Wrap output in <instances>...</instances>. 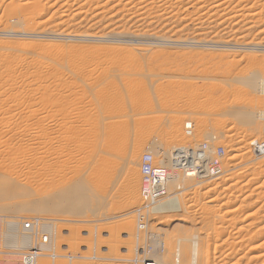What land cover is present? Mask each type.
Here are the masks:
<instances>
[{"label": "rangeland", "instance_id": "rangeland-1", "mask_svg": "<svg viewBox=\"0 0 264 264\" xmlns=\"http://www.w3.org/2000/svg\"><path fill=\"white\" fill-rule=\"evenodd\" d=\"M15 7H20L19 12L12 13L10 9ZM86 37L96 39H86ZM0 61V70L2 69L0 83L3 81L0 85V110H3L0 111V127L2 123V128L16 123L17 125L20 123L21 126L22 121L24 125L31 124L35 122V117L39 118L42 114L43 117L41 115L39 119L44 118L43 122L41 121L44 124L43 128L47 129L51 139L56 138L57 142L78 132L77 128H79V185L81 183L85 186V193L87 192L83 200L87 203L83 202L84 208L79 212L42 213L34 209V205H30L34 212L32 209L28 211L26 205L22 211L11 212L6 208L9 212L6 210L0 212L4 214L3 220L9 221L19 218L26 220L30 216L53 219L51 249L42 252L55 253L56 256L53 254L47 256L45 264H140L139 260L133 262L130 260V262L128 257L132 258L136 253L140 254L142 247L148 251L149 258L155 259L158 264L170 263L173 260L171 256L174 257L177 251L183 256L182 258L179 255L181 259L185 258L184 263L180 260V264H185L190 260V247H192L190 241L193 237L198 241V249H203L198 250V264H264V242H262L264 241V151H258L251 145L255 140H264V116L259 115L260 110L264 111V89L259 92L248 86L251 83L250 76L260 77L261 71H264V0H0ZM257 82L261 88L264 87L260 81ZM134 83L139 85L135 86L136 93L134 88L131 89ZM163 83L166 84L163 86ZM109 84L115 87L112 88L113 85ZM156 84L164 88L161 89ZM42 85L44 89H41ZM105 86L110 87L107 89L115 96H112L113 94L111 95L107 89V92L103 90ZM172 86L176 87L175 90ZM165 87L172 93L169 91V94ZM177 87H180L178 93ZM10 91L13 93L11 94ZM48 91L49 95H47ZM44 92L47 94L43 95ZM201 92L209 94L210 97ZM196 94L200 96L197 98ZM56 95L61 99H67L66 102L56 98ZM69 95H73V98ZM27 96L31 99H27ZM71 100L76 103H72ZM248 100L257 103L256 108H250L257 117L249 121L246 119L245 110L239 108ZM137 102L139 106H136ZM59 104L62 111L68 107L67 111L64 110L66 112L64 115L69 118H66L68 121L66 120L65 124H60L65 120H58L61 118L59 115L64 117L61 111L57 110ZM190 104H196L195 109L194 107L190 109L191 106H188ZM74 106L75 108L78 106V111H81L76 114L75 111H78L74 110ZM143 106L147 107L145 109L149 112L143 110ZM199 106L203 108V113ZM228 106L231 108L229 109ZM55 107H57L56 112ZM31 109L34 113L28 111ZM70 110L74 116L70 115ZM51 111L57 115L59 113L57 116L59 118ZM195 111L202 114L199 112L196 114ZM27 112L33 113L31 116H34L31 118L30 114H25L30 117L27 118L30 122L23 118L24 113ZM209 112L213 115L208 114ZM1 114L6 117L4 115L1 117ZM50 114L55 117L52 118ZM18 115L22 116V119ZM75 115H79V121L75 120ZM177 116L181 118L178 119ZM63 117L62 119H65ZM143 118L144 122H142ZM186 122L192 125L190 135L184 132ZM174 127H178L176 133L172 132ZM122 129L125 135L118 137L116 134ZM68 132L70 134H67ZM63 134L66 135L65 138ZM208 137H214L212 144L221 145L225 149L222 161L223 173L212 178L190 179L181 176L175 183H170L167 196L162 198L149 213L147 233L141 232L138 238L134 208L140 204L139 164L142 153L153 151L155 161L159 163L160 159L164 160L165 155L175 147L191 146ZM107 139H111L109 146L103 145ZM80 143L84 146H80ZM133 143L140 144V153L137 172L133 174V184L135 183V189L137 188L135 199L130 200L124 197V190L129 180L127 178L130 176L127 177L128 173L124 168L125 151L123 153V150L124 145L129 149L133 147ZM1 147L5 149L4 146ZM103 156L111 162L103 160ZM100 159L103 164L98 163L101 162ZM0 161L1 165V158ZM95 165L100 167L97 168ZM96 174L100 177H96ZM23 175L21 174L20 180L25 183L27 179ZM110 176L113 178L110 179ZM27 189L30 192L25 190L27 193L17 195L16 198L6 197L5 201L1 199L0 205L8 204L9 208L13 209L12 205L17 204L18 201L23 202L33 198L35 191L28 187ZM122 223L131 224L130 229L121 226ZM19 228L21 231H18ZM16 229L19 235L29 233L22 224L17 225ZM4 230L6 226L3 223L0 225L2 251L0 264L17 262L21 264L18 257L20 254L12 255L3 251L16 250L17 253H21L27 247L16 249L5 247ZM151 234L158 235L164 245L163 250L157 247L154 239L150 237ZM180 234L184 235L186 240L182 239L184 237ZM179 240L182 241L181 244L178 243ZM225 240L228 242L225 243ZM136 249L138 252H135ZM182 250L184 255L180 252ZM232 252L235 254L231 255Z\"/></svg>", "mask_w": 264, "mask_h": 264}, {"label": "bare ground", "instance_id": "bare-ground-1", "mask_svg": "<svg viewBox=\"0 0 264 264\" xmlns=\"http://www.w3.org/2000/svg\"><path fill=\"white\" fill-rule=\"evenodd\" d=\"M217 1V0H216ZM241 1V0H240ZM173 2V1H172ZM14 3V2H13ZM36 3V2H35ZM12 4V3H11ZM15 4V3H14ZM28 4V3H27ZM245 4V3H244ZM14 6V5H13ZM137 6V5H136ZM195 6V5H194ZM10 7H12V6H10ZM27 7H30V6H27ZM26 7V8H27ZM170 7V6H169ZM26 8H24V9H26ZM245 8V7H244ZM19 9H20V7L19 8H17V7H15V8H11L10 10H11V12L13 13V12H19ZM118 9V8H117ZM153 9V8H152ZM22 10V9H21ZM20 10V11H21ZM70 10V9H69ZM78 10V9H77ZM77 10H75V11H77ZM217 10V9H216ZM239 10V9H238ZM250 10V9H249ZM22 12V11H21ZM10 13V12H9ZM31 13V12H30ZM29 13V14H30ZM7 14V13H6ZM204 14V13H203ZM219 15V14H218ZM253 15V14H252ZM33 16H35V15H33ZM243 16V15H242ZM29 17V16H28ZM201 17V16H200ZM30 19V18H29ZM254 19V18H253ZM31 20V19H30ZM251 20V19H250ZM5 22V21H4ZM64 29H65V27H64ZM58 34V33H57ZM53 36V35H52ZM73 36V35H72ZM96 36V35H95ZM77 38H79V37H77ZM83 38V37H82ZM85 38V37H84ZM86 39H96V38H91V37H86ZM235 43V42H234ZM55 46V45H54ZM56 48V47H55ZM59 48V47H58ZM45 49V48H44ZM47 49V48H46ZM49 49V48H48ZM55 50V49H54ZM49 51V50H48ZM49 52H51V51H49ZM18 53V52H17ZM46 53H47V51H46ZM59 52H57V54H58ZM142 53V52H141ZM78 54V53H77ZM44 55V54H43ZM76 55V54H75ZM84 55V54H83ZM130 55V54H129ZM156 55H157V53H156ZM9 56V55H8ZM12 56V55H11ZM50 56V55H49ZM58 56V55H57ZM68 56V55H67ZM241 56V55H240ZM252 56V55H251ZM73 57H74V55H73ZM142 57V56H141ZM7 58V57H6ZM243 58V57H242ZM129 59V58H128ZM139 59V58H138ZM178 59V58H177ZM244 59V58H243ZM255 59V58H254ZM7 60H9V59H7ZM10 61V60H9ZM139 61V60H138ZM148 61H149V59H148ZM201 60H199V62H200ZM205 61V60H204ZM1 62V61H0ZM14 62V61H13ZM127 62V61H126ZM132 62V61H131ZM8 63V62H7ZM141 63V62H140ZM155 63V62H154ZM4 64V63H3ZM130 64V63H129ZM128 64V65H129ZM134 64V63H133ZM158 64V63H157ZM12 66H13V64H11ZM21 65V64H20ZM23 65V64H22ZM21 65V66H22ZM140 65V64H139ZM152 65H153V63H152ZM17 66V65H16ZM25 66V65H24ZM260 66V65H259ZM5 67H8V66H5ZM137 67V66H136ZM29 68V67H28ZM140 68V67H139ZM224 68V67H223ZM231 68V67H230ZM253 68V67H252ZM15 69V68H14ZM17 69V68H16ZM46 69V68H45ZM237 69V68H236ZM251 69V68H250ZM2 70V69H1ZM0 70V71H1ZM40 70H42V69H40ZM74 70V69H73ZM222 70V69H221ZM22 71H24L23 69H22ZM31 71V70H30ZM228 71V70H227ZM4 72V71H3ZM38 72H39V70H38ZM41 72V71H40ZM45 72H46V70H45ZM131 72V71H130ZM149 72V71H148ZM224 72V71H223ZM262 72V75L260 76V77H257V76H255V75H252V77L250 76V74H249V76H250V80H251V83H249V87H251L252 89H254L255 91H259V92H261V89L263 90L264 89V87H260L258 84H259V82H257V81H260L261 82V84L264 86V71L262 70L261 71ZM32 73V72H31ZM86 73H88V72H86ZM232 73V72H231ZM1 74V73H0ZM5 74V73H4ZM14 74V73H13ZM16 74H17V71H16ZM33 74V73H32ZM89 74V73H88ZM87 74V75H88ZM140 74V73H139ZM171 75V74H170ZM222 75V74H221ZM235 75V74H234ZM23 76V75H22ZM37 76H38V74H37ZM44 76H45V74H44ZM44 76H42V77H44ZM89 76V75H88ZM142 76V75H141ZM183 76V75H182ZM244 76V75H243ZM248 76V77H249ZM34 77V76H33ZM46 77V76H45ZM91 77V76H90ZM148 77V76H147ZM232 77V76H231ZM14 78V77H13ZM18 78V77H17ZM61 78V77H60ZM212 78V77H211ZM244 78V77H243ZM40 79V78H39ZM76 79V78H75ZM88 79V78H87ZM219 79V78H218ZM225 79V78H224ZM230 79V78H229ZM33 80V79H32ZM54 80V79H53ZM58 80V79H57ZM62 80H64V79H62ZM89 80V79H88ZM96 80V79H95ZM214 80V79H213ZM246 80V79H245ZM13 81V80H12ZM59 81V80H58ZM212 81V80H211ZM232 81V80H231ZM248 82H250L249 80H247ZM24 82V81H23ZM31 82V81H30ZM29 82V83H30ZM49 82V81H48ZM125 82V81H124ZM130 82H133V81H130ZM144 82V81H143ZM183 82V81H182ZM189 82V81H188ZM1 83H3V81L1 82ZM1 83H0V85H1ZM43 83H44V81H43ZM92 83V82H91ZM137 83H138V81H137ZM159 83V82H158ZM157 83V84H158ZM168 83V82H167ZM171 83V82H170ZM169 83V84H170ZM212 83V82H211ZM10 84H12V83H10ZM9 84V85H10ZM23 84V83H22ZM50 84V83H49ZM100 84V83H99ZM126 84H128V83H126ZM131 84H133V83H131ZM139 84V83H138ZM156 84V85H157ZM166 84V83H165ZM164 83H163V86L165 85ZM174 85H176L175 83H173ZM187 84V83H186ZM247 84V83H246ZM55 85V84H54ZM66 85V84H65ZM75 85V84H74ZM109 85H113V84H109ZM140 85V84H139ZM139 85H135V83H134V87H132L131 89L133 90V88H134V91L137 89V87H136V89H135V86H139ZM152 85H153V83H152ZM172 85V84H171ZM171 85H169V87H171ZM178 85V84H177ZM176 85V86H177ZM180 85V84H179ZM183 85V84H182ZM188 85V84H187ZM197 86H199L198 84H196ZM12 87L14 86V85H11ZM16 86V85H15ZM40 86V85H39ZM62 86V85H61ZM73 86V85H72ZM104 86V85H103ZM108 86V85H107ZM124 86H126V85H124ZM142 86V85H141ZM146 86V85H145ZM144 86V87H145ZM157 86H160L161 87V89L162 88H164L163 86H161V85H157ZM206 86V85H205ZM220 86V85H219ZM239 86V85H238ZM243 86V85H242ZM44 87V85H42L41 86V89ZM59 87V86H58ZM63 87H64V85H63ZM66 87V86H65ZM106 87V86H105ZM104 87V88H105ZM115 87V85H113L112 86V88H114ZM160 87H158V88H160ZM173 87V86H172ZM192 87H193V85H192ZM192 87H190V89L192 88ZM201 87V86H200ZM203 87V86H202ZM215 87V86H214ZM260 87V88H259ZM4 88H5V86H4ZM23 88V87H22ZM69 88V87H68ZM77 88V87H76ZM107 88H110V87H106L105 89H103V87L101 88V89H103V90H105L106 92H107V90L109 91V89H107ZM130 88V87H129ZM157 88V87H156ZM176 88V87H175ZM175 88L173 87V89L175 90ZM178 89H177V93H178V91L180 92V87H177ZM195 88H197V87H195ZM194 88V89H195ZM232 88H233V86H232ZM237 88V87H236ZM235 88V89H236ZM243 88V87H242ZM241 88V89H242ZM1 89H3V87L1 88ZM8 89V88H7ZM9 89H11V87L9 88ZM13 89V88H12ZM21 89V88H20ZM20 89H18V90H20ZM34 89H35V86H34ZM44 89V88H43ZM51 89V88H50ZM55 89V88H54ZM59 89V88H58ZM64 89H66V88H64ZM91 89V88H90ZM101 89H99V90H101ZM107 89V90H106ZM146 88H144V90H145ZM165 89H167L168 90V88L167 87H165ZM164 89V90H165ZM194 89H192L193 91H194ZM197 89H199V87L197 88ZM196 89V90H197ZM223 89V88H222ZM225 89V88H224ZM244 89V88H243ZM242 89V90H243ZM15 90H16V88H15ZM22 90V89H21ZM56 90H57V88H56ZM102 90V91H103ZM131 90V91H132ZM167 90H165V91H167ZM192 90H191V92H192ZM195 90V91H196ZM226 90V89H225ZM246 90V89H245ZM45 91V90H44ZM51 91V90H50ZM59 91V90H58ZM72 91V90H71ZM111 91H114V90H111ZM116 91V90H115ZM114 91V92H115ZM158 91H160V89H158ZM169 91H170V93H172L171 92V90H168V93H169ZM181 91H183V90H181ZM200 91V90H199ZM237 91H239V88L237 89ZM2 92V91H1ZM4 92V91H3ZM11 92V94L13 93V91H10ZM14 92H16V91H14ZM20 92V91H19ZM18 92V93H19ZM24 92V91H23ZM43 92V91H42ZM52 92H54V91H52ZM110 92V91H109ZM108 92V93H109ZM133 92V91H132ZM137 91H135V93H136ZM162 92H163V90H162ZM174 92H176V91H174ZM185 92V91H184ZM191 92H189V93H191ZM207 93L209 92V91H206ZM259 92H257V93H259ZM17 93V94H18ZM29 93H30V91H29ZM46 92H44L43 93V95L45 94ZM76 93V92H75ZM79 93V92H78ZM100 93H101V91H100ZM103 93H104V91H103ZM103 93H101V94H103ZM134 93V94H135ZM140 93H141V91H140ZM169 93V94H170ZM182 93V92H181ZM181 93H179V94H181ZM193 93V92H192ZM196 93V92H195ZM200 93V92H199ZM201 93H203L204 94V92H201ZM227 93V92H226ZM242 93V92H241ZM5 94V93H4ZM38 94V93H37ZM47 94V93H46ZM45 94V95H46ZM59 94V93H58ZM63 94V93H62ZM107 94V93H106ZM110 94H111V92H110ZM113 94V95H112ZM112 96H115V94L112 92ZM162 94V93H161ZM167 94V93H166ZM176 94V93H175ZM178 94V95H179ZM236 94H237V92H236ZM239 94V93H238ZM22 95V94H21ZM23 95H24V93H23ZM47 95H49V91H48V94ZM53 95V94H52ZM55 95V94H54ZM73 95H75V94H73ZM72 95V96H73ZM104 95V94H103ZM109 95V94H108ZM156 95V94H155ZM177 95V94H176ZM182 95H183V93H182ZM186 95V94H185ZM191 95V94H190ZM190 95H188V97L190 96ZM196 95H198V94H196ZM204 95H207V94H204ZM203 95V96H204ZM209 95V94H208ZM207 95V96H208ZM240 95V94H239ZM243 95V94H242ZM246 95V94H245ZM13 96H15V94L13 95ZM13 96L11 97V98H13ZM60 96V95H59ZM62 96V95H61ZM70 97H72L71 95H69ZM104 96H106V95H104ZM110 96V95H109ZM151 96V95H150ZM165 96L166 95H164V98H165ZM168 97H169V95H167ZM180 96V95H179ZM193 96H194V93H193ZM200 95H198L197 96V98L199 97ZM213 96V95H212ZM226 96V95H225ZM231 96V95H230ZM241 96V95H240ZM247 96V95H246ZM5 98H6V96H4ZM9 97V96H8ZM19 97H20V95H19ZM23 97V96H22ZM38 97V96H37ZM42 97V96H41ZM75 97V96H74ZM106 97H108V96H106ZM118 97V96H117ZM195 97V96H194ZM209 97H210V95H209ZM209 97H207L208 99H210ZM234 97V96H233ZM236 97V96H235ZM16 98V97H15ZM30 98V97H29ZM28 98V96H27V99H29ZM33 98V97H32ZM40 98V97H39ZM56 98H60V97H57V95H56ZM66 98H68V97H66ZM73 98V97H72ZM71 98V99H72ZM114 98V97H113ZM113 98H111V100L113 99ZM138 98V97H137ZM159 98V97H158ZM163 98V99H164ZM177 98V97H176ZM179 98V97H178ZM183 98H184V96H183ZM201 98V97H200ZM203 98V97H202ZM212 98V97H211ZM219 98V97H218ZM242 98V97H241ZM244 98V97H243ZM31 99V98H30ZM29 99V100H30ZM41 99V98H40ZM58 99H56V100H58ZM61 99V98H60ZM64 99V100H63ZM63 99H61L63 102L65 101L66 102V100H65V98H63ZM70 99V98H69ZM109 99V98H108ZM108 99L106 100V101H108ZM118 99V98H117ZM134 99H135V97H134ZM148 99V98H147ZM173 99H174V97H173ZM189 99V98H188ZM188 99H186V100H188ZM214 99V98H213ZM231 99V98H230ZM233 99V98H232ZM240 99V98H239ZM12 100V99H11ZM21 101H23L22 99H20ZM26 100V99H25ZM28 100V101H29ZM33 100V99H32ZM54 100H55V97H54ZM76 100V99H75ZM79 100V99H78ZM104 100V99H103ZM115 100V99H114ZM150 100V99H149ZM162 100V99H161ZM194 100V99H193ZM203 100V99H202ZM205 100V99H204ZM203 100V101H204ZM217 100V99H216ZM241 100V99H240ZM243 100H245V99H243ZM246 100H247V98H246ZM250 100V99H249ZM244 101L243 103L244 104H241V106L239 107L240 109H242V110H245L244 112H246L247 114V117H246V119L249 121V120H252V118H254V117H257V116H254L256 113H254V112H251V110H250V108H256L257 107V103L255 102V101H253V100H251V101ZM14 101V100H13ZM19 101V100H18ZM60 101V100H59ZM61 101V103H63ZM72 101V103H76V102H73L74 100H71ZM71 101L69 102V103H71ZM77 101V100H76ZM110 101V100H109ZM151 101V100H150ZM159 101V100H158ZM192 101V100H191ZM208 101H210V100H208ZM213 101V100H212ZM211 101V102H212ZM223 101V100H222ZM221 101V102H222ZM235 101V100H234ZM1 102V101H0ZM2 102H3V100H2ZM5 102H8V101H5ZM15 102V101H14ZM33 102V101H32ZM47 102V101H46ZM50 102V101H49ZM68 102V101H67ZM139 102V101H138ZM138 102H137V104H136V106H139L138 105ZM217 102H219V101H217ZM226 102H228V100L226 101ZM241 102H242V100H241ZM35 103V102H34ZM59 103V102H58ZM60 103V104H61ZM78 103V102H77ZM132 103V102H131ZM197 103H199V102H196V104ZM202 103V102H201ZM204 103V102H203ZM206 104H208V102H205ZM210 103V102H209ZM220 103V102H219ZM219 103H218V105H219ZM231 103V102H230ZM3 104V103H2ZM11 104V103H10ZM39 104V103H38ZM58 105V112L59 111H61V114L62 115H64L66 112H64V110L65 111H67L66 109H68V107L66 108V107H64V108H66V109H64L63 111H62V109H61V107H59V106H61V105ZM64 104V103H63ZM62 104V105H63ZM66 104V103H65ZM64 104V105H65ZM74 104H71V106L72 105H74ZM134 104V105H135ZM140 104V103H139ZM192 104V103H191ZM188 105V106H191L190 107V109H192V107H194V105H196V104H194V105ZM213 104V103H212ZM214 104H216V102H214ZM226 104V103H225ZM1 105V104H0ZM12 105H13V103H12ZM57 105V104H56ZM55 105V106H56ZM67 105V104H66ZM69 105V104H68ZM77 105H79V103L77 104ZM144 105V104H143ZM153 105V104H152ZM179 105V104H178ZM185 105V104H184ZM232 105V104H231ZM26 106V105H25ZM27 106H28V104H27ZM70 106V108H72L73 109V107H71ZM146 106V105H145ZM148 106V105H147ZM151 106V105H150ZM185 106H187V105H185ZM227 106V105H226ZM230 106V105H229ZM228 106V107H229ZM256 106V107H255ZM4 107V106H3ZM3 107H1V108H3ZM12 107V106H11ZM53 107V106H52ZM63 107V106H62ZM144 107V106H143ZM170 107V106H169ZM173 107V106H172ZM179 107V106H178ZM200 107V106H199ZM198 107V108H199ZM207 107V106H206ZM205 107V108H206ZM236 107V106H235ZM234 107V109H236ZM38 108V107H37ZM54 108V107H53ZM56 108L57 107H55V112H56ZM61 110H60V109ZM74 108H75V106H74ZM133 108H134V106H133ZM132 108V109H133ZM137 108V107H136ZM145 108H147V107H144V109L143 110H145V111H147ZM153 108V107H152ZM185 108V107H184ZM189 108V107H188ZM197 108V107H196ZM231 107H229V109H230ZM7 109V108H6ZM5 109V110H6ZM11 109V108H10ZM14 109V108H13ZM12 109V110H13ZM24 109H26V107H24ZM27 109H28V107H27ZM77 109V111H78V109H79V107L77 106V108H75L74 110H76ZM149 109V108H148ZM193 109H195V107L193 108ZM200 109H201V112H202V107H200ZM199 109V110H200ZM4 110V111H5ZM16 110H18V109H16ZM21 110V109H20ZM35 110H36V108H35ZM38 110V109H37ZM49 110H50V108H49ZM48 110V111H49ZM74 110H73V112H74ZM140 110H141V108H140ZM142 110V112H144ZM151 110V109H150ZM213 110H215V107H213ZM221 110H222V107H221ZM221 110H220V115H221ZM238 110V109H237ZM250 110V111H249ZM256 111H257V109H255ZM0 111H3V110H0ZM29 112L30 111H32V109L31 110H28ZM45 111H47L46 109H45ZM47 111V112H48ZM69 111V110H68ZM81 111V110H80ZM80 111H78V112H76L75 111V113L77 114V113H79ZM204 111V110H203ZM209 111H211V110H209ZM216 112H217V110H215ZM228 111H230V110H228ZM248 111H249V113H248ZM261 111V112H260ZM259 111V115L260 116H264V111L263 110H260ZM8 112V111H7ZM10 112V111H9ZM8 112V113H9ZM22 112V111H21ZM23 112H25V111H23ZM33 113H34V111H32ZM37 112V111H36ZM39 112V111H38ZM52 112V111H51ZM57 112V113H58ZM64 112V113H63ZM82 112H83V110H82ZM81 112V113H82ZM136 112V111H135ZM138 112H141V111H139L138 110ZM147 112H149V111H147ZM151 112V111H150ZM153 112V111H152ZM186 112V111H185ZM196 112V111H195ZM199 112V111H198ZM198 112H196V114L198 113ZM212 112V111H211ZM214 112V111H213ZM233 112H235L236 113V111H233ZM11 113V112H10ZM32 113V114H33ZM53 113V112H52ZM70 115H72V116H74L73 114H72V111L70 110ZM134 113V112H133ZM184 113V112H183ZM200 113V112H199ZM203 113V112H202ZM202 113H200V114H202ZM6 114V113H5ZM11 114H13V113H11ZM19 114V113H18ZM21 114V113H20ZM23 114V113H22ZM25 114H28V112L27 113H24V115H23V118H24V120L26 121V119L27 118H32V117H34V116H31L32 114H30V117H28V115H25ZM36 114V113H35ZM48 114V113H47ZM53 114H56V113H53ZM69 114V113H68ZM177 114V113H176ZM205 114V113H204ZM208 114H211V115H213L212 113H208ZM2 116L1 117H3V115L4 114H1ZM10 115V114H9ZM39 115V114H38ZM37 115V116H38ZM42 114H40V116H41ZM50 115H52V114H50ZM58 115H59V113H58ZM57 114L55 115L56 117L58 116ZM80 115V114H79ZM79 115H75V120L77 121H79ZM82 115V114H81ZM84 115V114H83ZM160 115V114H159ZM158 115V116H159ZM224 115V114H223ZM230 115H232L231 113H230ZM5 116V115H4ZM17 116V115H16ZM15 116V117H16ZM19 116V118H21L22 116H20V115H18ZM25 116V117H24ZM27 116V117H26ZM40 116H39V118H40ZM53 116L54 115H52V118H53ZM54 116V117H55ZM61 118H59V117H57V118H59L58 120H61V121H63V120H65V121H63L62 123H60V124H65V122H66V120L67 119H69V118H67L65 115H64V117H65V119H62V117L63 116H61V115H59ZM129 116H130V114H129ZM150 116V115H149ZM162 116V115H161ZM179 116V115H178ZM177 116V118L178 119H180L181 118V116H180V118ZM6 117V116H5ZM4 117V118H5ZM42 117H43V115H42ZM63 117V118H64ZM69 117V116H68ZM134 117V116H133ZM132 117V118H133ZM215 117H218V116H215ZM18 118V119H19ZM39 118H37V117H35L34 119H35V122L34 123H31V124H26V125H24L23 124V122L24 121H19V122H21V126H19V124L20 123H18V125H17V123H16V125H12V124H9V126H6L5 128H2V125H3V123H2V125H1V127H0V144H1V146H4L5 147V149H3L1 146H0V158H1V160H2V163H1V165H0V169H2L4 172H2V170L0 171V200L1 199H3L4 201H5V198L6 197H9L8 199H10V197L12 198H16L17 197V195L18 196H20L22 193L24 194L26 191L25 190H27V191H29L30 192V190H28L27 189V187L28 188H30V189H32L33 190V192L35 191V196L33 197V198H31V199H29V200H25V199H23V198H21V199H23V200H25V201H21V202H17V204H14V205H12L14 208L12 209V208H9L10 207V205H8V204H2V205H0V212L1 211H4L5 212V210H6V212H9V211H7V209L6 208H8L11 212H12V210L15 212H17V211H22L23 209L22 208H25L24 206H26V205H28V208L26 207V209L28 210V211H30L29 209H32L31 208V206L30 205H34V209L36 208V210L38 211V212H42V213H44V212H56V211H63V212H79V210H81V209H83L84 208V203H85V201H83L84 199H85V197H86V193H85V191H86V189H85V186H83L81 183H80V185H79V134H78V132H79V128H77V131L78 132H75V133H73V132H71V133H73V134H71V136H69V137H66V139H63V141H62V139H61V141H59V142H57L58 140L55 138V136H54V138L56 139V141H55V139H53V137H52V139H51V136H49V132H48V130L46 131L45 130V128H43L44 127V124H42L41 123V121L44 119V118H42V120H40ZM56 118V119H57ZM67 118V119H66ZM73 118V117H72ZM82 118V117H81ZM152 118H153V116H152ZM22 119V118H21ZM49 119H51V116H50V118ZM74 119V118H73ZM145 119H146V117H145ZM171 119H172V117H171ZM171 119H169V122H171ZM203 119V118H202ZM215 119V118H214ZM244 119V118H243ZM261 119H262V117H261ZM28 120V119H27ZM32 120V119H31ZM58 120H56V121H58ZM148 118H147V122H148ZM153 119H151V121H152ZM240 120H242V118H240ZM258 120V119H257ZM1 121V120H0ZM18 121V120H17ZM54 121V120H53ZM60 121V122H61ZM68 121V120H67ZM154 121V120H153ZM158 121V120H157ZM199 121H202L201 119H199ZM223 121V120H222ZM238 121V120H237ZM4 122V121H3ZM28 122H30V120H28ZM32 122H33V120H32ZM37 122V123H36ZM43 122V121H42ZM49 122V121H48ZM59 122V121H58ZM58 122H55V124L56 123H58ZM136 122V121H135ZM142 122H144V118H143V121ZM141 122V119H140V123H142ZM150 122V121H149ZM13 123V122H12ZM72 123V122H71ZM187 123H190V122H187ZM67 124V123H66ZM69 124V123H68ZM77 124V123H76ZM82 124V123H81ZM139 124V123H138ZM191 124V123H190ZM24 125V126H23ZM42 125V126H41ZM58 125V124H57ZM70 125V124H69ZM68 125V126H69ZM52 126V125H51ZM65 126V125H64ZM67 126V125H66ZM71 126V125H70ZM70 126H69V128H70ZM157 126V125H156ZM46 127H47V124H46ZM54 127V126H53ZM61 127V126H60ZM59 127V128H60ZM75 127V126H74ZM191 127H192V125H191ZM67 128V127H66ZM71 128H72V126H71ZM71 128H70V130H71ZM76 128V127H75ZM85 128V127H84ZM116 128V127H115ZM48 129H50V128H48ZM56 129V128H55ZM61 129H63V128H61ZM117 129V128H116ZM121 129V128H120ZM52 130V129H51ZM68 131H69V129H67ZM73 130H74V128H73ZM141 130V129H140ZM139 130V131H140ZM148 130V129H147ZM180 130V129H179ZM63 131V130H62ZM66 131V130H65ZM76 131V130H75ZM178 131V127H174L173 128V130H172V132L173 133H176ZM52 132V131H51ZM58 132V131H57ZM70 132V131H69ZM67 133V134H70V133ZM116 132H118V129H117V131ZM124 129H122V130H119V133H117L116 135H118V137L120 136H124L125 134H124ZM185 132V131H184ZM194 132V131H193ZM61 133V132H60ZM65 133V132H64ZM54 134V133H53ZM52 134V135H53ZM66 134V133H65ZM75 134H77V135H75ZM185 134L186 135H190V134H187L186 132H185ZM51 135V134H50ZM55 135H56V133H55ZM58 135V134H57ZM66 136V135H65ZM65 136H64V134H63V137L65 138ZM227 136H228V134H227ZM205 137V136H204ZM58 138V137H57ZM209 138V137H208ZM211 138H214V137H211ZM83 139V138H82ZM60 140V139H59ZM84 140H85V138H84ZM83 140V141H84ZM91 140V139H90ZM92 141V140H91ZM256 141V140H255ZM255 141H253L252 143H251V145L255 142ZM86 142V140L84 141V143ZM113 142H114V144H115V141L113 140ZM247 142V141H246ZM251 142V141H250ZM92 143V142H91ZM110 143H111V139H107L106 141H105V143L103 144V145H107V146H109L110 145ZM122 143V142H121ZM81 144V143H80ZM82 144H83V142H82ZM80 145V146H84V145ZM88 144H89V142H88ZM134 145H133V147L132 148H129V149H127L128 148V146H125L124 145V147H125V149L123 150V153H124V151H125V153H124V160H125V165H124V168H125V171L128 173L127 174V177H128V175L130 176L129 178H127V179H129L127 182H128V185L126 186V189L124 190L125 192V195H124V197H125V199H132V198H134L135 199V191H136V189H135V186H134V184H133V176L135 175V172H137L136 171V166H137V160H138V156H139V153H140V144L138 145L137 143L135 144V143H133ZM245 144V143H244ZM89 145H91V144H89ZM95 145V144H94ZM102 145V146H103ZM239 146V145H238ZM88 147V146H87ZM185 147H189V146H185ZM185 147H175L174 149H172V151H170L167 155H165L166 157H164L165 159L163 160V158L162 159H160V161H159V163H161V164H163L164 166H166L167 168H168V174H169V177H168V181H167V184H166V186H167V194H168V185L170 184V183H175V181H178L179 179H180V177L182 176V177H184V178H203V176L202 175H199L198 176V174L195 176V177H188L186 174H185V172H180L179 170H176V168L178 167V165L176 164L177 163V159L175 160V158H173L174 157V154H175V150H182V149H185ZM249 147V146H248ZM104 148H105V146H104ZM107 148V147H106ZM122 148V147H121ZM158 148V147H157ZM89 149V148H88ZM103 149V148H102ZM86 150V149H85ZM90 150V149H89ZM104 150H106V149H104ZM122 150V149H121ZM107 151H109V150H107ZM166 151V150H165ZM164 151V152H165ZM102 152V151H101ZM145 152H151L152 153V155H154V157H155V154H154V152L153 151H145ZM144 152V153H145ZM163 152V153H164ZM167 152V151H166ZM159 153V152H158ZM248 153V152H247ZM143 154V153H142ZM164 155H162V157L164 156ZM142 156V155H141ZM104 157V156H103ZM108 157V156H107ZM99 158V157H98ZM104 159H106L105 157L103 158V160ZM123 159V158H122ZM230 159V158H229ZM237 159V158H236ZM96 160V159H95ZM101 160V159H100ZM107 160V159H106ZM105 160V161H106ZM72 161V162H71ZM107 161H110V160H107ZM1 162V161H0ZM91 162V161H90ZM111 162V161H110ZM140 162H141V158H140ZM238 162V161H237ZM98 163L100 164V163H104V162H102V160H101V162H99L98 161ZM108 163V162H107ZM73 164V165H72ZM228 164V163H227ZM235 164V163H234ZM106 165V164H105ZM69 166H71V167H69ZM95 166H97V168H99L100 166L99 165H95ZM99 166V167H98ZM104 166V165H103ZM111 166V165H110ZM106 167V166H105ZM105 167H103V168H105ZM113 167V166H112ZM90 169V168H89ZM100 169H102V168H100ZM100 169H99V171H100ZM108 169V168H107ZM224 169V168H223ZM105 169H103V171H104ZM111 170H112V168H111ZM89 171V170H88ZM92 171V170H91ZM98 171V172H99ZM139 171H140V164H139ZM105 172H106V170H105ZM100 173H102V172H100ZM99 173V174H100ZM223 173V172H222ZM17 174V175H16ZM19 174H20V177H18L19 176ZM21 174H24L23 175V177L25 178V179H27L26 181H24L25 183H23V182H21L22 180H20V178L22 179V176H21ZM84 174V173H83ZM89 174V173H88ZM103 174H104V172H103ZM111 174V173H110ZM134 174V175H133ZM230 174V173H229ZM51 175H53L52 177H54V178H52V177H48V176H51ZM112 175V174H111ZM91 176V175H90ZM96 177L97 176H99V175H95ZM95 176H93V177H95ZM109 176V175H108ZM100 177V176H99ZM49 178V179H48ZM92 178V177H91ZM103 178V177H102ZM104 178H106V177H104ZM113 178V177H112ZM111 178V176H110V179H112ZM135 178H136V176H135ZM212 178V177H211ZM46 179H48V180H46ZM88 179V178H87ZM101 179V178H100ZM107 179V178H106ZM189 179V180H190ZM192 179V180H193ZM89 180V179H88ZM92 180V179H91ZM96 180H98V179H96ZM102 180V179H101ZM185 181V180H184ZM201 181V180H200ZM198 182V181H197ZM27 183V184H26ZM196 184V183H195ZM198 184V183H197ZM33 185L35 186V187H33ZM97 185V184H96ZM137 185V184H136ZM182 185H184L183 183H182ZM193 186V185H192ZM176 187V186H175ZM179 188V187H178ZM170 189V188H169ZM244 190V189H243ZM27 193V192H26ZM32 193V192H31ZM98 193V192H97ZM123 193V192H122ZM137 193V192H136ZM167 194L165 195V196H167ZM26 195V194H25ZM28 195H30L29 193H28ZM33 195V194H32ZM24 196V195H23ZM95 196V195H94ZM110 196V195H109ZM164 196V197H165ZM22 197V196H21ZM105 197V196H104ZM164 197H162V198H164ZM20 198V197H19ZM26 198V197H25ZM161 198V199H162ZM18 199V198H17ZM161 199L156 203V205L152 208V210L159 204V202L161 201ZM19 200V199H18ZM213 200V199H212ZM17 201V200H16ZM15 201V202H16ZM93 201V200H92ZM84 202V203H83ZM226 203V202H225ZM85 204H87V203H85ZM140 204H141V198H140ZM139 204V205H140ZM138 205V206H139ZM11 206V207H12ZM29 206H30V208H29ZM137 206V207H138ZM34 209H32L31 211L32 212H34ZM151 210V211H152ZM26 211V210H25ZM150 210H148L147 212L149 213V212H151ZM24 212V211H23ZM134 212H135V208H134ZM10 214V213H9ZM210 214V213H209ZM6 215H8V214H6ZM12 215V214H11ZM10 215V216H11ZM219 215V214H218ZM4 214L3 213H1L0 214V225L1 224H3L4 223V225L6 226V230H4V237H5V239H4V242H5V247H11V248H13V249H16V248H23V247H27L26 249H24V250H22L21 251V253L19 252V253H17L18 251H16V250H14V251H3V253H7V254H12V255H14V254H17V255H19L18 257H19V260H20V263L21 264H25L24 263V260H23V258H22V256L25 254V252H26V250L27 249H29L30 247H34V245H37L38 246V248H39V250L37 251V252H35L36 254H33L32 256H29L30 254H26L25 255V258L26 257H29L26 261L28 262V264H45V259H47L46 257L47 256H52V254L53 255H55V253H52V254H50V253H44V252H42L43 250H50L51 249V246H50V244H51V241H50V238H51V232H52V230H53V226H54V223H53V219H50V218H46V217H40V216H33V217H28V219H24L23 217V219H21V218H19V216H18V218L19 219H17V220H13V221H9V220H3L4 219ZM135 216V215H134ZM6 217V216H5ZM14 217V216H13ZM17 217V216H16ZM15 217V218H16ZM21 217V216H20ZM205 217H206V215H205ZM207 217H210V216H207ZM136 218H137V216H136ZM208 219V218H207ZM224 220V219H223ZM242 220V219H241ZM147 221H148V219H147ZM147 221H146V223H144V224H141V222H140V220H138L137 219V221H136V229H137V227H138V229H137V237L139 238V236H140V233L141 232H145V233H147L146 232V229H147ZM204 221H205V219H204ZM26 222H30L31 223V228H29V229H27L26 227H25V223ZM209 222V221H208ZM210 222H212V221H210ZM20 223V224H19ZM247 223V222H246ZM245 223V224H246ZM23 225L24 227H25V229L26 230H28L29 231V233H20V235L16 232L17 231V225ZM121 224V223H120ZM125 226V227H129L128 229H130V227H131V224H129V223H122V225L121 226ZM178 226V225H177ZM209 226H211V225H209ZM124 227V228H125ZM5 229V228H4ZM20 229V228H19ZM142 229H145V230H142ZM16 230V231H15ZM223 230V229H222ZM18 231H21V229L20 230H18ZM261 231V230H260ZM16 232V233H15ZM1 233V232H0ZM68 233V232H67ZM3 234H2V236H3ZM65 234V233H64ZM69 234V233H68ZM157 234V233H156ZM155 235V234H154ZM181 235V234H180ZM232 235V234H231ZM249 235V234H248ZM251 235V234H250ZM1 236V237H2ZM66 236H67V234H66ZM69 236V235H68ZM182 236V235H181ZM181 236H180V238H181ZM187 236V235H186ZM190 236V235H189ZM233 236V235H232ZM72 237V236H71ZM156 237H157V239H154V241H155V243H156V245H157V247L160 249V250H163V244L160 242V240H159V238H158V235H156ZM171 237V236H170ZM182 237H184V235L182 236ZM234 237V236H233ZM241 237V236H240ZM3 238V237H2ZM179 238V237H178ZM179 238V239H180ZM191 238V237H190ZM236 238V237H235ZM153 239V238H152ZM165 239V238H164ZM163 239V240H164ZM182 239H185L186 240V238L184 237V238H182ZM181 239V240H182ZM162 240V241H163ZM167 240V239H166ZM178 240V239H177ZM191 239H189V241H190ZM199 240V239H198ZM203 240V239H202ZM243 240V239H242ZM264 240V239H263ZM98 241V240H97ZM189 241H187V242H189ZM233 241H235V239L233 240ZM240 241V240H239ZM3 242V243H4ZM164 242V241H163ZM180 242V244H181V242L182 241H178V243ZM183 242H185L184 240H183ZM190 242H192V243H190V245L192 244V247H190V245H189V247H190V260H188V262L190 263V264H198L199 262H198V250L200 249H198V244H197V242L198 241H196V239L193 237V239L190 241ZM228 242V241H227ZM226 242V240H225V243H227ZM237 242V241H236ZM257 242V241H256ZM262 242H264V241H262ZM152 243V242H151ZM172 243H174V242H172ZM171 243V244H172ZM186 243V242H185ZM233 243V242H232ZM187 244H189V243H187ZM241 244H242V242H241ZM241 244L239 245V247L241 246ZM223 245H227V244H223ZM229 245H230V243H229ZM228 245V246H229ZM255 245V244H254ZM180 246V245H179ZM182 246V245H181ZM186 246V245H185ZM234 246V245H233ZM154 247V246H153ZM187 247V246H186ZM185 247V248H186ZM237 247H238V245H237ZM259 247V246H258ZM167 248V247H166ZM174 248V247H173ZM177 248L178 247H176V249L175 250H177ZM223 248H225V247H223ZM222 248V249H223ZM232 248V247H231ZM66 249V248H65ZM182 249H183V246H182ZM229 249V248H228ZM235 249V248H234ZM232 250L233 252L236 250ZM252 249H253V247H252ZM134 250V249H133ZM155 250V249H154ZM169 250V249H168ZM172 250V249H171ZM184 250V249H183ZM183 250L182 251H180V252H182L181 254L182 255H184L183 254ZM200 250H203V249H200ZM230 250V249H229ZM250 250V249H249ZM231 251V250H230ZM253 251H255V250H253ZM2 251L0 250V253H1ZM135 252H138V249H136V251ZM148 251H146V250H144L143 249V247H142V250H141V253L140 254H138V253H136L135 254V258L134 257H132V258H130V257H128L129 258V261L130 260H132V262L134 261V260H139L138 262H140V264H158L157 262H156V260L154 259H152V258H149V256H148V254L149 253H147ZM227 252V251H226ZM232 252V254L231 255H233V254H235V253H233ZM247 252V251H246ZM264 252V251H263ZM32 253H34V252H32ZM164 253V252H163ZM185 253H186V251H185ZM229 253V252H228ZM124 254V253H123ZM133 254V253H132ZM132 254H130V256L132 255ZM58 255V254H57ZM72 255V254H71ZM170 255V254H169ZM180 255V253H178V251L176 252V254H175V256L173 257V256H171L172 257V261L170 262V263H168V264H180V260L182 261V263H184V259H181V257L183 258V256H179ZM186 255H187V253H186ZM203 255V254H202ZM16 256V255H15ZM36 256V257H35ZM56 256V255H55ZM92 256V255H91ZM128 256V255H127ZM141 258H140V257ZM165 256V255H164ZM228 256H230V255H228ZM94 257V256H93ZM158 257V256H157ZM186 257V256H185ZM264 257V256H263ZM52 258V257H51ZM72 258H74V256L72 255ZM77 258V257H76ZM124 258V257H123ZM122 258V259H123ZM160 258V257H159ZM188 258V259H189ZM201 258V260H202V256L200 257ZM255 258V257H254ZM256 258H257V256H256ZM255 258V259H256ZM93 259V258H92ZM120 259V258H119ZM125 259L127 260V258L125 257ZM124 259V260H125ZM163 259H165V258H163ZM70 260H71V258H70ZM121 260V259H120ZM207 260V259H206ZM257 260V259H256ZM73 261V260H72ZM128 261V260H127ZM165 261H166V259H165ZM186 261V260H185ZM200 261V260H199ZM252 261V260H251ZM14 262H16V261H14ZM54 262V261H53ZM131 262V261H130ZM164 262V261H163ZM256 263H258V261H255ZM1 263V262H0ZM18 263V262H17ZM16 263V264H17ZM189 263H187V261H186V263L185 264H189ZM19 264V263H18ZM159 264H161V263H159ZM163 264V263H162Z\"/></svg>", "mask_w": 264, "mask_h": 264}, {"label": "built area", "instance_id": "built-area-1", "mask_svg": "<svg viewBox=\"0 0 264 264\" xmlns=\"http://www.w3.org/2000/svg\"><path fill=\"white\" fill-rule=\"evenodd\" d=\"M184 131L190 134L192 127L190 123H185ZM214 138H208L198 143H194L182 150H175L174 157L177 159L178 167L176 170L185 172L188 177H195L197 174L203 177H218L223 172V156L225 149L221 145L212 144ZM252 146L258 151H264V140L255 141ZM140 189L139 194L141 204L135 208V214L141 224L146 223L149 216L148 210L156 205V203L167 194L168 168L161 163L155 161L151 152H145L141 156L140 162ZM25 227L31 228V223L26 222ZM145 230V229H142ZM151 238L157 239L156 235L151 234ZM39 250L37 245L30 247L22 256L24 263L29 257L26 254H36ZM34 252V253H32ZM36 257V256H35Z\"/></svg>", "mask_w": 264, "mask_h": 264}]
</instances>
